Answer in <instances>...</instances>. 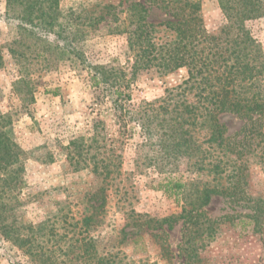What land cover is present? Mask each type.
I'll list each match as a JSON object with an SVG mask.
<instances>
[{
	"label": "trees",
	"instance_id": "1",
	"mask_svg": "<svg viewBox=\"0 0 264 264\" xmlns=\"http://www.w3.org/2000/svg\"><path fill=\"white\" fill-rule=\"evenodd\" d=\"M18 1L7 0V4L12 6ZM217 2L225 22L215 31L205 28L200 6L190 0H132L122 20L111 12V5L106 6L105 14L71 13L66 19L59 0H31L21 16L23 23L31 27L21 29L41 46L38 53H43L44 63L48 64L49 56L55 54L58 60L78 61L87 69L90 88L99 90V101L108 103L113 111L121 144L137 129L142 146L148 149L141 165L158 176L151 188L173 199L181 210L177 216L162 219L133 210L125 212L120 232L124 241L133 238V243L150 236L158 245L160 258L167 262L170 252L163 227L171 230L177 221H182L183 229L179 255L185 256L187 264L197 263V238L203 233L212 240L222 223L241 228L250 224L253 234L263 230L264 198L248 196V187L250 159L264 165V52L246 22L264 17V0ZM151 6L165 11L168 18L149 23L147 7ZM106 16L113 23L108 35H127L132 55L129 73L121 66L92 63L82 51L93 27L106 22ZM37 30L51 34L54 40L39 37ZM180 69H186L187 78L166 90L164 98L132 104L131 86L140 73L167 75ZM23 81L16 83L17 90ZM223 114L242 122L231 136L226 135V126L219 120ZM115 142L104 122L95 120L64 147L72 171L89 169L97 183L90 185L83 196L87 204L81 219L84 231L108 213L107 191L121 166ZM0 149L11 161L13 146L6 138L0 139ZM3 159L0 157V161ZM182 168L211 179L184 180L179 175ZM213 196L226 199L232 213L215 220L203 217L200 210ZM4 233L19 248L29 243L16 231ZM25 253L34 262L30 247Z\"/></svg>",
	"mask_w": 264,
	"mask_h": 264
},
{
	"label": "rangeland",
	"instance_id": "2",
	"mask_svg": "<svg viewBox=\"0 0 264 264\" xmlns=\"http://www.w3.org/2000/svg\"><path fill=\"white\" fill-rule=\"evenodd\" d=\"M29 1L19 0L8 6L7 0H0V139L6 138L13 146L11 161L0 149V157L4 158L0 161V264H187L185 256L179 255L182 221L175 222L171 230L163 227L169 262L160 258L157 243L148 235L136 243L133 238L122 239L125 212L133 210L162 219L177 216L180 206L151 188L158 176L141 165L148 149L142 146L137 129L122 144L117 140L113 111L108 103L99 101V90L90 88L87 69L78 61L58 60L55 54L49 56L48 64L43 62V53H38L41 46L34 44L35 39L21 29L31 28L21 20ZM131 1L59 0V9L65 15H96L105 14L106 6L111 5L114 7L111 12L122 20ZM190 1L200 6L199 14L207 30L215 31L224 24L217 0ZM147 10L149 23L157 24L168 18L158 7ZM246 26L264 52V17L250 20ZM112 27L111 17L106 16V22L93 27L82 51L92 63L121 66L129 73L132 55L127 35H108L107 30ZM37 33L50 42L54 40L51 34L39 30ZM186 78V69L167 75L140 73L131 86L132 104L156 102L165 97L166 90ZM21 80L24 81L18 85V91L16 83ZM95 120L103 121L110 138L117 141L121 166L120 174L107 191L108 213L103 220L99 216V221L84 231L81 219L87 204L83 196L90 185L97 183L89 169L72 171L65 160L64 147ZM219 120L226 126L227 136L235 134L242 123L230 114L221 115ZM179 175L184 180L211 179L184 168ZM249 175L248 196L264 198V165L250 159ZM200 211L203 217L212 220L232 213L227 200L219 196H213ZM10 229L29 243L23 248L14 245L5 237L4 232ZM205 236L202 233L197 238L195 264H264V217L261 234H253L250 224L241 228L222 223L212 240ZM29 247L35 263L25 253Z\"/></svg>",
	"mask_w": 264,
	"mask_h": 264
}]
</instances>
